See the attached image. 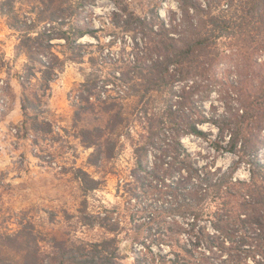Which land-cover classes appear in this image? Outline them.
Masks as SVG:
<instances>
[{
    "label": "rangeland",
    "instance_id": "obj_1",
    "mask_svg": "<svg viewBox=\"0 0 264 264\" xmlns=\"http://www.w3.org/2000/svg\"><path fill=\"white\" fill-rule=\"evenodd\" d=\"M77 3L0 0V235L30 232L36 237L41 264H50L54 241L106 238H116L117 264H170L168 260L187 258L188 253L170 246L163 236L166 218L156 216L162 204L160 185L149 180L131 182L134 147L144 133V120L133 115L140 108L136 97L128 96L127 86L114 78L120 75L118 60L130 52L134 36L141 38L124 28L125 15L118 8L167 17L177 10V0ZM48 11L60 13L57 21L39 18ZM77 30L84 34L77 36ZM25 31L31 37L28 46ZM41 32L51 39L43 41ZM220 71L229 79L236 74L231 63ZM217 96L211 91L205 105L216 102L220 112ZM112 102L119 104L110 107ZM116 109L128 120L111 135L112 156L102 154L92 164L95 148L88 143L97 140V134L106 135ZM201 127L216 132L210 124ZM181 142L200 164L225 168L236 158L215 152L208 141L191 134L182 136ZM150 161L157 163L152 156ZM78 170L95 179L96 188L83 183ZM235 176L246 179L247 166L242 164ZM201 224L212 231L209 222ZM186 236L180 235L184 243ZM235 246L205 254L214 263L229 264L224 261L228 252L237 251ZM202 253L198 248L194 251L197 257ZM246 260L252 264L250 257Z\"/></svg>",
    "mask_w": 264,
    "mask_h": 264
},
{
    "label": "trees",
    "instance_id": "obj_2",
    "mask_svg": "<svg viewBox=\"0 0 264 264\" xmlns=\"http://www.w3.org/2000/svg\"><path fill=\"white\" fill-rule=\"evenodd\" d=\"M77 1L83 5L87 0ZM176 5L167 17L157 12L136 15L118 6L125 15L124 28L141 34L118 60L120 75L114 76L140 105L134 117L144 120V133L134 147L131 182L155 181L163 190L156 214L166 218L163 236L170 246L188 253L187 258L168 260L170 264H219L205 251L221 252L233 243L237 251L228 252L224 262L250 264V257L252 264H264V0H177ZM59 15L48 11L39 18L53 23ZM83 34L77 30V36ZM40 35L43 41L51 39L45 32ZM228 63L236 69L234 78L220 71ZM211 91L218 95L220 112L216 102L205 105ZM126 119L116 109L106 135L97 134L98 139L88 143L95 148L92 164L102 154L112 156L111 135ZM203 124L216 132L204 130ZM188 134L208 141L217 153L233 154L234 162L225 168L200 164L181 142ZM242 164L247 166L246 179L235 176ZM78 177L96 188L97 181L87 172L78 170ZM202 221L209 222L211 232ZM184 232L185 243L180 239ZM115 242L54 241L50 264H117ZM196 248L204 253L201 257L194 255ZM0 264H41L36 237L30 232L1 234Z\"/></svg>",
    "mask_w": 264,
    "mask_h": 264
}]
</instances>
